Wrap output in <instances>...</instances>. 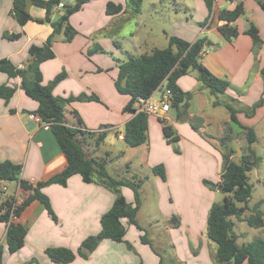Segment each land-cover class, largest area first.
Here are the masks:
<instances>
[{"label":"crops","instance_id":"0c3cea01","mask_svg":"<svg viewBox=\"0 0 264 264\" xmlns=\"http://www.w3.org/2000/svg\"><path fill=\"white\" fill-rule=\"evenodd\" d=\"M12 2L13 0H0V60L7 59L17 68H22L28 60L29 47L41 46L52 29L47 24L35 22L19 25L11 16ZM238 2L244 5V15L234 24L238 37L229 43L218 32L222 23L218 21L217 15L223 9L232 10ZM108 3L120 5L122 11L116 15H107L105 10ZM196 3L204 11L206 18L208 11L204 2L196 0ZM25 4L31 17L44 18L45 11L34 7L31 0H25ZM124 9L125 0H92L85 4L69 19L77 32L76 37L70 43L61 40L54 43V58L40 66L44 85L56 76L65 74L64 79L52 91L57 99L63 101L82 94L99 98V102L75 101L64 105L69 126H75L74 118L69 115L72 110L80 116L82 129L91 132L112 128L123 133L125 124L133 117L132 114L123 112L129 96L119 94L114 86L118 67L103 53L87 56V52L96 46L113 56L115 38L108 36L95 40L94 36L100 31L123 33L121 31L127 15ZM213 10L210 23L190 41L181 35L171 36L188 42L205 37L210 42L204 48L201 63L214 76L229 82L230 87L222 99L234 100L233 104L240 105L236 115L239 123L255 131V143L260 139L264 142V136L257 129L259 123L264 124V103L250 118L246 117L243 109L250 108L260 99L264 100V79L261 74L264 69V12L253 0H238L234 3L214 0ZM61 14L56 10L52 19L55 20ZM249 23H253L258 29L262 40V46L255 50V54L252 41L245 34ZM4 33L19 34L20 37L8 40L3 37ZM135 49L140 52L135 50L137 54L149 53L145 49L141 51L140 47ZM122 51L129 55L124 49ZM20 82L19 78L8 79L0 72V86L7 85L16 89L8 104L0 99V161L20 165V179L36 184L59 174L66 165V159L51 131L31 118L38 104L24 94L20 89ZM177 85L182 92L191 93V99L186 107H171L163 121L178 135L176 147L179 153H175L173 146L166 143L162 133L164 123L155 116H148V139L144 145L128 148L123 141L117 140L124 144V149L119 150L121 159L128 163V158L135 157L143 170L150 173H139L135 175V180L142 181V184L147 181L152 185V201L156 205V213L149 210L150 219L141 220V203L136 216L140 229L122 220L126 229L123 242L99 241L96 249L86 259L76 256L70 264H159L160 254L156 244L160 249L169 247L172 250L170 258L183 264H218L214 257L216 246L206 237L207 215L214 196L203 181L218 183L220 180L223 149L219 139L228 134V128L230 136L227 146L233 152V160L238 162L247 154V143L240 129L229 126V117L224 116L220 110L222 106L213 105L214 97L200 86L196 74L182 76ZM153 96L155 97V93ZM10 110L14 113H10ZM108 138L105 135L98 145L94 138L84 141L90 152L94 151V155L90 157L104 164L111 159L112 151L105 149L107 159H100L97 151L101 146L109 145ZM158 165L164 168L165 181L152 173V169ZM128 168L130 170L131 167ZM0 186H6L7 195L15 196L16 206L30 196V192L22 191L13 183H0ZM192 190L199 192L195 204L190 199ZM42 192L49 200L56 222L41 203H30L19 217L12 218L14 224L26 229L24 246L14 254L6 251V226L0 222L3 264H55L45 254L47 248L62 247L76 252L87 238L99 233L100 218L108 212L115 199L107 188L95 183H84L78 175L70 177L66 187L50 185L43 188ZM121 193L127 204H133L134 196L128 187H122ZM157 213L161 221L157 219ZM173 216L177 217V221L172 223ZM263 229L256 230L264 232ZM144 235L152 248L141 242ZM165 235L169 244H165Z\"/></svg>","mask_w":264,"mask_h":264},{"label":"trees","instance_id":"16d2710c","mask_svg":"<svg viewBox=\"0 0 264 264\" xmlns=\"http://www.w3.org/2000/svg\"><path fill=\"white\" fill-rule=\"evenodd\" d=\"M92 0H72L70 4H63L59 8L62 0H31L34 7L43 9L45 16L43 19H35L26 11L25 0H13L11 16L21 26L28 22L47 24L52 31L46 41L41 45H31L28 49V60L22 68H17L9 60H0V72L4 73L8 79H20V89L24 94L38 104L35 116H38L41 122L48 125L53 137L58 144L60 151L66 159L64 169L57 175L44 182L30 184L20 179L22 167L10 161H0V183L17 185L22 191L30 192L20 205H15L16 198L13 194H6L0 191V222L6 226L5 244L8 254L18 252L23 246L26 237V229L19 224L12 222L13 217H19L25 207L33 201L41 203L46 209L48 215L56 222V217L52 211L48 198L43 194L42 189L50 185H59L66 187L67 181L74 175L80 176L84 183H95L110 190L114 196V202L111 208L100 218V231L96 236L87 238L76 252L67 248H47L45 254L51 262L55 264H70L76 256L86 259L88 256L82 252V249L94 251L99 241L109 240L115 243L124 241L126 229L121 221L126 220L128 224L139 226L136 222V216L140 209L141 202L138 190L142 181L135 180V183L127 180H119L110 176L106 170L105 164L88 156L84 149V141L87 138H94L98 145L105 137V132H91L82 129V121L78 113L74 110L69 115L74 118L75 126H69L64 105L71 102H99L96 96L79 95L70 97L67 100H60L53 96L52 91L60 83L65 74L56 76L47 85L42 83V73L40 66L42 63L52 60L54 52L52 45L57 36H62V42L70 43L77 35L76 30L70 25V17L79 12L85 4ZM208 11V18L202 27L207 26L213 16L214 0H202ZM228 3H234L238 0H225ZM259 7L264 11V0H256ZM142 0H125L124 12L137 16L140 13ZM62 12L54 20L53 15ZM106 14L116 15L122 11L120 5L108 3L106 5ZM244 15V5L238 2L232 10H221L217 19L222 24L218 27V32L226 42L231 43L238 37V31L235 22ZM245 34L250 37L254 51L262 46V40L258 29L253 23H249ZM8 40H16L19 34H3ZM168 45L163 49H152L149 53L140 56L127 55L125 61H118V73L114 81L116 91L121 95L129 96V102L123 108L124 113L132 114L133 117L125 124L123 130V142L128 148H136L147 142L148 115L138 112L135 104L139 98L148 99L162 86L169 90L170 102L172 108L186 107L191 99V93H184L177 85L179 78L191 73H196V79L200 86L214 97V106H223L230 115V127L240 129L247 143V154L243 155L238 162L232 159L233 152L228 148V134L219 139L222 152V171L218 183H211L204 180V186L211 190H216L224 197L221 203H213L209 209L206 223V237L216 246L215 259L218 264H264V238H257L248 244L238 245V237L234 233L235 222H246L252 229L264 227V213L259 209V204L250 208L248 206L251 197L252 186L248 182V173L255 169L259 162L258 157L251 146L256 142L255 131L250 127L241 125L237 119L239 110L233 108L230 104L220 102V96H225L230 84L228 81L214 76L201 63L204 48L210 45L205 38H198L194 42H188L177 36L168 37ZM96 51H101L99 47H94L87 52L88 55ZM264 79V69L261 72ZM16 89L7 85L0 86V99L6 104L12 99ZM234 101V100H232ZM264 100L260 99L250 108L244 110L246 117H252L256 109L262 106ZM10 113H14L10 110ZM164 123L163 120H161ZM114 133L117 135V131ZM163 137L167 144L173 146L175 153H179L176 145L179 137L173 128L165 123L162 124ZM152 173L162 181L166 180L164 168L162 165L155 166ZM128 187L133 191L134 202L127 204L121 188ZM237 204H241L238 207ZM248 211L250 215L243 217ZM177 217L173 216L171 222H176ZM141 242L152 248L148 239L141 237ZM159 255V254H158ZM4 249L0 246V264H3ZM159 264H163V257L160 256ZM171 264H183L175 258H170Z\"/></svg>","mask_w":264,"mask_h":264},{"label":"rangeland","instance_id":"374dc122","mask_svg":"<svg viewBox=\"0 0 264 264\" xmlns=\"http://www.w3.org/2000/svg\"><path fill=\"white\" fill-rule=\"evenodd\" d=\"M257 3L256 0H253ZM226 2V1H225ZM72 0H62V4H70ZM259 6V5H258ZM226 7V3H224ZM261 9V8H260ZM262 10V9H261ZM263 11V10H262ZM204 11L197 5L196 0H142L140 7V14L137 16H132L131 13H127L123 23V30L120 34L108 33L107 31H100L95 36L94 39H104L105 37L112 36L115 38L114 42V54L113 56L104 50L96 51L91 53L92 56L95 53H103L104 56H107L109 60L114 65H118V61H125L127 59V54L122 51L129 53V55L138 56L141 54L139 50L135 48L140 47L141 51L150 52L153 48H165L168 45V37L171 35H181L190 41L194 36L198 35L202 30V24L205 23L208 15L206 13V18L204 17ZM264 12V11H263ZM62 13V12H60ZM70 23V22H69ZM71 25V24H70ZM133 34V36H131ZM124 37L118 38L117 37ZM62 36H57L54 43L60 42ZM62 41V40H61ZM121 47V49L119 48ZM145 49V50H144ZM137 51V53L135 52ZM144 53V52H142ZM256 51H254V54ZM114 61H113V59ZM196 74V73H194ZM164 90V86L158 91L155 92V97H159ZM223 96L219 97V101L224 103H229L233 108L238 109L240 105L233 104L232 100H223ZM264 103V102H263ZM242 107V106H241ZM262 107V106H260ZM258 107L257 109H259ZM245 110V108H243ZM256 109V110H257ZM224 116H228L230 120L229 112L222 106L220 108ZM254 116V115H253ZM252 116V117H253ZM264 124L259 123L257 126L258 132L264 136ZM102 131H105V135L109 137V145L101 146L97 153L100 159H107L105 149L111 152V159L106 161L105 167L108 174L119 180H127L129 182L135 183V175L142 173L150 175L146 170H143L141 164L135 157L128 158L130 162L126 163L124 159H121L119 155V150L124 149V144L117 141L116 134L112 131V128H102ZM262 129V131H261ZM101 132V130H100ZM119 132V131H118ZM86 146V147H85ZM88 156H93L94 151L90 152L88 144L84 142L83 145ZM251 149L260 157V162L258 166L248 173V182L252 186L251 197L249 199L248 206L250 208L255 205H260L259 209L264 213V142L263 139L251 146ZM99 161V160H98ZM237 162V161H236ZM128 167H131L130 170ZM144 180L143 178H141ZM210 182V181H209ZM213 183V182H211ZM216 184V183H215ZM206 187V186H205ZM209 191L212 192L214 196L213 203H221L223 195L216 190H211L206 187ZM130 189V188H129ZM131 190V189H130ZM152 190L153 187L147 181L141 185L138 190L139 198L143 207L140 211V219L148 221L149 210H153L156 213V205L152 201ZM132 191V190H131ZM133 193V191H132ZM192 203L197 202L196 195H199L197 190H192ZM158 197V196H157ZM195 204V203H194ZM238 207H241V204H237ZM250 213L246 211L243 217H248ZM157 219L161 221L160 215L157 213ZM235 222L234 233L237 235V243L239 245L248 244L251 241L257 238H264V232L256 229L250 228L246 222H236L234 218H231ZM264 228V227H263ZM264 230V229H263ZM166 238V235L164 239ZM165 244H169V240L165 239ZM159 245L156 244L158 248V253L163 257V264H171L170 257H172V250L169 247L160 249ZM165 246V245H164ZM85 249H82L84 252Z\"/></svg>","mask_w":264,"mask_h":264},{"label":"built area","instance_id":"2783aa9c","mask_svg":"<svg viewBox=\"0 0 264 264\" xmlns=\"http://www.w3.org/2000/svg\"><path fill=\"white\" fill-rule=\"evenodd\" d=\"M63 4H59V8H62ZM170 91L165 89L159 97H154L153 95L148 99L139 98L135 104V108L138 112L145 113L148 116H155L163 120L164 116L171 109L170 102ZM31 118L36 121L38 124L42 125L45 129H48V125H45L41 122L38 116L32 115ZM114 132L115 130L112 129ZM117 140L123 141V133L117 132ZM1 192H6V186H0Z\"/></svg>","mask_w":264,"mask_h":264},{"label":"water","instance_id":"95a60500","mask_svg":"<svg viewBox=\"0 0 264 264\" xmlns=\"http://www.w3.org/2000/svg\"><path fill=\"white\" fill-rule=\"evenodd\" d=\"M62 15V14H61ZM85 255H89L90 254V251L88 249H85L84 252H83Z\"/></svg>","mask_w":264,"mask_h":264}]
</instances>
